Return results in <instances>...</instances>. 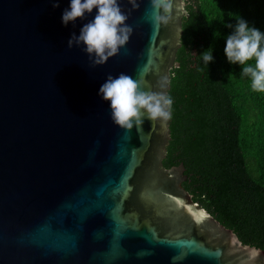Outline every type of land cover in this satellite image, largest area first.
I'll use <instances>...</instances> for the list:
<instances>
[{"label": "water", "instance_id": "water-1", "mask_svg": "<svg viewBox=\"0 0 264 264\" xmlns=\"http://www.w3.org/2000/svg\"><path fill=\"white\" fill-rule=\"evenodd\" d=\"M170 2L154 27L140 0L127 45L93 66L66 45L95 9L65 26L70 0H0V264H264V249L193 200L182 163L164 166L170 120L126 132L98 95L120 73L143 91L167 78L168 92L188 15Z\"/></svg>", "mask_w": 264, "mask_h": 264}, {"label": "trees", "instance_id": "trees-1", "mask_svg": "<svg viewBox=\"0 0 264 264\" xmlns=\"http://www.w3.org/2000/svg\"><path fill=\"white\" fill-rule=\"evenodd\" d=\"M185 1L163 164L182 163V185L193 200L244 243L264 249V93L253 91L241 74L245 65L230 64L224 53L236 19L264 33V0ZM208 50L213 60L206 66Z\"/></svg>", "mask_w": 264, "mask_h": 264}, {"label": "clouds", "instance_id": "clouds-1", "mask_svg": "<svg viewBox=\"0 0 264 264\" xmlns=\"http://www.w3.org/2000/svg\"><path fill=\"white\" fill-rule=\"evenodd\" d=\"M48 2L52 3L53 8L59 7V0ZM127 4L131 7L125 12L121 8V0H70L69 8L61 16L63 25L75 24L78 18L83 20L94 9L96 15L80 28L79 35L73 33L70 36L67 48L83 45V51L93 66L104 65L127 45L133 34V27L126 22L131 12L140 7V0H127ZM171 7L170 0H151V23L154 27L162 22L167 23ZM236 20L233 32L226 37L225 56L230 64L245 65L241 74L250 77L253 91L264 93V46H261L264 33L241 18ZM202 59L207 66L213 60L211 50L202 53ZM250 60L255 61L254 66L247 65ZM167 85V78H162L161 91H143L140 79H133L124 73L115 78L109 74L100 86L98 95L102 101L110 102L113 124L130 133L133 128L143 131L145 120L153 125L157 120L167 122L171 119L173 100L163 90Z\"/></svg>", "mask_w": 264, "mask_h": 264}]
</instances>
